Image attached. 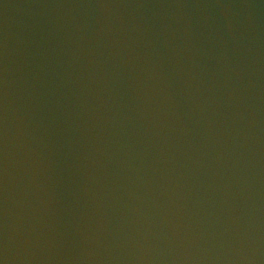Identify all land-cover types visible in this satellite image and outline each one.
<instances>
[{"label": "water", "instance_id": "95a60500", "mask_svg": "<svg viewBox=\"0 0 264 264\" xmlns=\"http://www.w3.org/2000/svg\"><path fill=\"white\" fill-rule=\"evenodd\" d=\"M0 264H264V0H0Z\"/></svg>", "mask_w": 264, "mask_h": 264}]
</instances>
